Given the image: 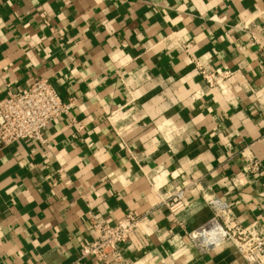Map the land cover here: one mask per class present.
<instances>
[{"label": "crops", "instance_id": "1", "mask_svg": "<svg viewBox=\"0 0 264 264\" xmlns=\"http://www.w3.org/2000/svg\"><path fill=\"white\" fill-rule=\"evenodd\" d=\"M40 79L73 106L0 147V264H100L92 221L128 212L116 264H246L190 235L212 198L264 230V0H0V104Z\"/></svg>", "mask_w": 264, "mask_h": 264}, {"label": "built area", "instance_id": "2", "mask_svg": "<svg viewBox=\"0 0 264 264\" xmlns=\"http://www.w3.org/2000/svg\"><path fill=\"white\" fill-rule=\"evenodd\" d=\"M199 68L210 85L232 74L222 69L207 73L201 65ZM72 106L73 102L66 103L56 89L43 79L19 90L9 88L6 100L0 104V147L26 139L46 144L44 130L55 119L67 114ZM250 172L264 176L259 160L251 161ZM186 190L174 193L176 200L169 203L172 212L185 207ZM209 205L214 212L213 217L190 235L199 251L207 253L232 241L246 264H264V230L257 223L246 227L238 224L232 208L219 198L209 199ZM141 219L134 212H128L116 223L94 219L92 226L97 235L82 248V257H91L100 264L119 263L123 260L121 247L136 233Z\"/></svg>", "mask_w": 264, "mask_h": 264}]
</instances>
